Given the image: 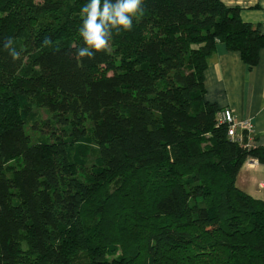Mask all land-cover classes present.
<instances>
[{"label": "trees", "instance_id": "trees-1", "mask_svg": "<svg viewBox=\"0 0 264 264\" xmlns=\"http://www.w3.org/2000/svg\"><path fill=\"white\" fill-rule=\"evenodd\" d=\"M89 2L0 0V264H264V201L236 184L264 147L228 137L205 85L219 44L257 66L259 26L222 0H144L80 57Z\"/></svg>", "mask_w": 264, "mask_h": 264}, {"label": "crops", "instance_id": "crops-1", "mask_svg": "<svg viewBox=\"0 0 264 264\" xmlns=\"http://www.w3.org/2000/svg\"><path fill=\"white\" fill-rule=\"evenodd\" d=\"M227 7L241 9L243 22L259 26L264 34V0H222ZM206 101L222 110L231 108L237 120L254 127L253 147H264V47L259 63L251 69L240 53L219 44L208 60ZM238 188L264 201V164L248 159L240 170Z\"/></svg>", "mask_w": 264, "mask_h": 264}, {"label": "clouds", "instance_id": "clouds-1", "mask_svg": "<svg viewBox=\"0 0 264 264\" xmlns=\"http://www.w3.org/2000/svg\"><path fill=\"white\" fill-rule=\"evenodd\" d=\"M143 4L144 0H90L81 10L79 32L86 46L78 55L93 58L96 52L109 51L113 31H131L133 21L144 15Z\"/></svg>", "mask_w": 264, "mask_h": 264}, {"label": "built area", "instance_id": "built-area-1", "mask_svg": "<svg viewBox=\"0 0 264 264\" xmlns=\"http://www.w3.org/2000/svg\"><path fill=\"white\" fill-rule=\"evenodd\" d=\"M218 124L227 126L228 137L239 146L251 148L254 139V127L248 121L237 120L231 108L222 109L217 116Z\"/></svg>", "mask_w": 264, "mask_h": 264}, {"label": "rangeland", "instance_id": "rangeland-1", "mask_svg": "<svg viewBox=\"0 0 264 264\" xmlns=\"http://www.w3.org/2000/svg\"><path fill=\"white\" fill-rule=\"evenodd\" d=\"M42 113H43L42 118L46 119L47 117L46 112L43 111ZM29 127L31 126L30 125L28 126L27 131L32 136L33 140L34 141L40 140L42 136L39 135V133L37 132L34 133L32 130L29 129ZM77 147H78V152L75 153L74 160L78 167H86L88 169H91L92 167H95L100 163L101 156L99 153V149L95 144H92L87 140H83L79 145H77ZM16 165H18V163L15 161L9 163V166H16ZM119 254H120L119 252L116 253V255Z\"/></svg>", "mask_w": 264, "mask_h": 264}]
</instances>
